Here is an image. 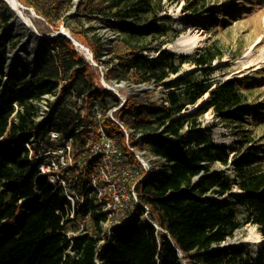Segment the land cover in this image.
<instances>
[{
    "label": "trees",
    "instance_id": "trees-1",
    "mask_svg": "<svg viewBox=\"0 0 264 264\" xmlns=\"http://www.w3.org/2000/svg\"><path fill=\"white\" fill-rule=\"evenodd\" d=\"M18 1L32 8L54 30L60 22L76 18L66 15L70 0ZM161 3L109 0L104 6L95 0H83L77 6L80 17L114 9L110 15L121 24V42L126 50L116 55V64L107 70L106 79L159 84L186 63L205 68L201 71L205 79L198 80L192 72L166 85L169 90L159 105L128 100L116 112L122 126L134 132L129 140L133 142L140 133L143 137L136 145L166 162L159 181H144L137 186L139 201L149 207L150 218L159 230L130 220L114 227L108 236L101 226L105 215L88 200L75 206V220L69 219L64 195L39 175L40 160H30L23 144L31 137L45 140L50 132H56L62 140L71 139L74 149L82 148L88 126L96 128L98 123L92 115L96 104L105 115L119 105V100L112 92L97 88V69L65 36L42 44L41 57L28 77L5 75L7 49L17 44L0 38V264H96L97 260L101 264H182L180 253L192 264H264V252L253 258L241 251L217 250L248 223L255 225L264 238V144L242 131L235 146L230 147L215 143L210 130L199 129L200 117L208 110L220 121L238 126L248 123L254 111L247 103V92L241 90L245 82L206 78L210 73L207 68L223 56L219 47L205 48L194 56L160 48L155 57L143 55L148 49L146 37L167 31L158 24ZM0 5L3 28L9 25L13 13L2 1ZM210 20L215 25V20ZM82 39L99 64L103 55L100 38ZM62 83L63 94L49 103L50 112L37 122L34 102L55 93ZM206 94L202 105L188 111ZM66 96L74 102L65 100ZM99 123L108 136L115 137L129 160L137 163L126 149L122 129L106 117ZM49 147L52 144L44 146ZM229 160L232 178L210 172L212 164L226 166ZM75 189L80 193L81 184L77 183ZM207 195L226 196L231 203L219 204ZM241 209L245 217L240 220L237 213ZM21 211L25 215L18 222ZM81 225L82 232L68 239L66 233L77 231ZM103 239L106 243L101 244Z\"/></svg>",
    "mask_w": 264,
    "mask_h": 264
},
{
    "label": "rangeland",
    "instance_id": "rangeland-1",
    "mask_svg": "<svg viewBox=\"0 0 264 264\" xmlns=\"http://www.w3.org/2000/svg\"><path fill=\"white\" fill-rule=\"evenodd\" d=\"M82 1L79 0L74 3V0H70V7L66 15L76 16V18L60 22L57 30L49 27L32 8H28L19 2L23 7L30 10L21 9L22 15L20 14L18 17L2 1L13 13V18L7 27L0 28V38L12 39L17 44L16 48L25 45V47L23 46L24 51L22 50L17 58V69L11 72V75L30 76L35 71L41 57L42 44L46 41L53 42L57 37L55 36L57 32L66 30L73 39L88 50L89 48L84 43L82 36L88 40H91L92 36L100 38L103 55L99 64L92 65V62L86 59L87 56L84 53L77 47L74 46V48L89 64L97 69L99 75L96 83L97 88L101 87L115 94L121 106L128 100L147 106L159 105L163 102L169 90L166 85L174 83L188 73H195L198 80L205 79V76L202 75L203 72H201L205 68L190 63L184 64L178 73L169 75L159 84L142 82L134 84L131 80L121 82L115 79H106L107 70L113 68L116 64V55L126 50L121 42V24L116 23L110 15L114 12V9H107L105 13H96L90 17L77 16V8L74 9V5ZM95 1L106 6L109 0ZM161 4L162 12L159 15L158 24L165 27L167 31L163 35L155 34L146 37L144 43L148 49L142 54L150 58L155 57L158 54L156 50L160 48L176 55L194 56L205 48L219 47L223 51V56L214 60L212 65L207 68L210 73L206 78L210 81L236 78L241 83L245 82L241 90L247 92V103L253 108L254 114L249 117L248 123L238 126L220 121L211 110H208L200 117L201 125L199 129L201 131L210 130L212 138L217 144L234 147L237 140H239L237 134L242 131L264 144V0H162ZM210 18L215 20V25L211 23ZM15 20L20 23L6 33ZM22 20L27 23L30 29L22 23ZM174 32H177L176 36H174ZM11 50L13 49H7V55ZM32 51H37L38 55L35 66L31 64ZM9 72L5 65V75ZM105 84L106 86H116L118 90L106 89ZM64 86V83L59 85L55 93L58 94V97L53 99L52 102H56L63 94ZM100 93L103 92L100 90ZM110 98L111 96H107V99ZM206 99L207 97L204 96L196 106L202 105ZM65 100L74 102L71 96H66ZM43 101H39L42 108L50 99ZM109 104L112 103L109 102ZM96 107L99 110L102 109L99 103L96 104ZM194 108H188V111ZM113 109L114 107L108 109V111L112 112ZM118 110L112 113V117L116 120ZM259 111L261 113H258ZM210 172L223 173L231 178L234 175L230 160L226 166L219 163L212 164ZM234 191L239 192L237 188ZM207 197L214 199L219 204L231 203L226 196L207 195ZM244 217L243 209L239 210L237 218L241 220ZM258 234H260L258 228L248 223L235 231L231 238H228L217 248L222 247L224 244H231L226 248L227 251H241L255 258L258 254L264 252V243L257 242ZM100 243H106V240L103 239ZM179 255L182 264H192L186 255L182 253Z\"/></svg>",
    "mask_w": 264,
    "mask_h": 264
},
{
    "label": "built area",
    "instance_id": "built-area-1",
    "mask_svg": "<svg viewBox=\"0 0 264 264\" xmlns=\"http://www.w3.org/2000/svg\"><path fill=\"white\" fill-rule=\"evenodd\" d=\"M92 64L96 65L94 62ZM55 93L41 97L40 102L50 99L43 108L39 101L34 102L38 108L37 122H41L50 112L49 103H54L52 100L58 97ZM77 101L80 105L81 99ZM118 106L105 115L96 106L93 108L92 115L98 123L96 128L88 126L82 148L74 149L71 139L62 140L56 132H50L45 140L31 137L23 144L30 160H40L39 175L45 177L53 190H59L64 195V207L69 213V219L75 220V206L83 205L86 200L91 201L106 217L101 226L108 236H111L114 227L130 220H135L138 226L155 225L150 218L149 207L139 201L137 186L144 181H159L166 164L164 159L136 145L138 139L143 137L140 133L136 134L133 142L129 140V135L134 132L125 129L112 117V113L119 109ZM102 117L122 129L126 137V149L137 163L133 164L129 160L116 143L115 137L107 135L99 123ZM46 144H52V147L45 149ZM77 183L81 184L80 193L75 189ZM24 215V211L18 214V222ZM82 229L81 225L77 231L67 232V238L82 232ZM96 264L101 263L97 260Z\"/></svg>",
    "mask_w": 264,
    "mask_h": 264
},
{
    "label": "bare ground",
    "instance_id": "bare-ground-1",
    "mask_svg": "<svg viewBox=\"0 0 264 264\" xmlns=\"http://www.w3.org/2000/svg\"><path fill=\"white\" fill-rule=\"evenodd\" d=\"M79 0H74V3L78 2ZM5 2H7L15 11L19 12V14L22 15L21 13V7H20V3L18 0H5ZM23 7V6H22ZM20 22L18 20H15L10 26L9 28L7 29L6 33L9 32L11 30V28H13L15 25L19 24ZM63 32L67 33L71 38H73L66 30H63ZM75 42H76V46L77 48L82 52L84 53L86 56H89V50L82 45V47H80L81 44H79L77 42V40L73 39ZM23 46L25 47V45H22L20 48H16V49H13L11 51H9L8 55H7V61H6V68L8 71L10 72H13L17 69V66H18V62H17V58L19 57L20 55V52L24 49ZM24 51V50H23ZM32 54V59H31V64L33 66H35L36 64V61L38 59V55H37V51H32L31 52ZM106 86V84H105ZM107 88L106 89H109V90H113V91H117L118 88L116 86H106ZM206 97L208 96V94L205 95ZM198 104V103H197ZM257 242L259 243H264V238L262 237L261 234H258L257 235ZM231 246V244H224L222 246L223 249H226L227 247Z\"/></svg>",
    "mask_w": 264,
    "mask_h": 264
},
{
    "label": "water",
    "instance_id": "water-1",
    "mask_svg": "<svg viewBox=\"0 0 264 264\" xmlns=\"http://www.w3.org/2000/svg\"><path fill=\"white\" fill-rule=\"evenodd\" d=\"M2 1H4L5 2V0H2ZM7 5H8V7L19 17V12H17V11H15L7 2H5ZM77 5H78V3L76 4V5H74V9H76L77 8ZM20 7L22 8V9H25V10H30V9H27V8H25V7H22V5H20ZM22 23L25 25V26H27V27H29L28 25H27V23L25 22V21H23L22 20ZM29 29H30V27H29ZM32 32V31H31ZM58 35H63V36H65L75 47H77L76 46V42L73 40V38H71L67 33H65V32H63V31H59V32H57L56 33V35L55 36H58ZM40 37H42V36H40ZM80 47H82V45H80ZM86 59H88L89 61H91V62H94L93 61V58H92V53L89 51V56H87L86 57ZM95 63V62H94ZM92 65H94V64H92ZM11 74V72H9L8 74H6V76H9ZM195 107H197V106H195ZM195 109V108H194ZM194 109H192L191 111H193ZM156 228H157V230H159V228L156 226V225H154ZM217 250H219V251H227L226 249H223L222 247H219V248H217Z\"/></svg>",
    "mask_w": 264,
    "mask_h": 264
}]
</instances>
